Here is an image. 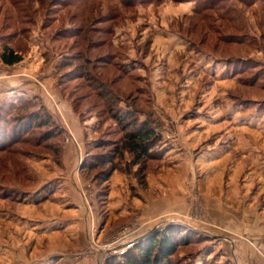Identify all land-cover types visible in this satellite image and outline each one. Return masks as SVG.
Here are the masks:
<instances>
[{
  "label": "rangeland",
  "instance_id": "1",
  "mask_svg": "<svg viewBox=\"0 0 264 264\" xmlns=\"http://www.w3.org/2000/svg\"><path fill=\"white\" fill-rule=\"evenodd\" d=\"M160 234L164 264L262 249L264 0H0V264H126Z\"/></svg>",
  "mask_w": 264,
  "mask_h": 264
},
{
  "label": "trees",
  "instance_id": "2",
  "mask_svg": "<svg viewBox=\"0 0 264 264\" xmlns=\"http://www.w3.org/2000/svg\"><path fill=\"white\" fill-rule=\"evenodd\" d=\"M1 58L7 65H14L21 61V58L14 54L12 50L5 48ZM98 91L102 92L101 88ZM129 142L128 148L131 152L138 156L140 150L144 154H148L149 141L152 139V135L149 132L148 126H143L141 129L136 130L134 133L128 135ZM158 238L153 241L151 247L148 249L144 245H138L139 251L132 257L131 255L125 256L126 264H164L167 262V258L170 255L172 248L171 239L165 238L163 234L157 236ZM158 252L154 253V251ZM120 264V262L118 263Z\"/></svg>",
  "mask_w": 264,
  "mask_h": 264
},
{
  "label": "crops",
  "instance_id": "3",
  "mask_svg": "<svg viewBox=\"0 0 264 264\" xmlns=\"http://www.w3.org/2000/svg\"><path fill=\"white\" fill-rule=\"evenodd\" d=\"M247 216V214H246ZM241 248V249H240ZM241 251V260L236 261L237 264H264V243L262 245V249L255 251L248 245L239 246ZM237 251V247H236Z\"/></svg>",
  "mask_w": 264,
  "mask_h": 264
},
{
  "label": "built area",
  "instance_id": "4",
  "mask_svg": "<svg viewBox=\"0 0 264 264\" xmlns=\"http://www.w3.org/2000/svg\"><path fill=\"white\" fill-rule=\"evenodd\" d=\"M128 246H130V247L134 246V242L131 241V243Z\"/></svg>",
  "mask_w": 264,
  "mask_h": 264
}]
</instances>
